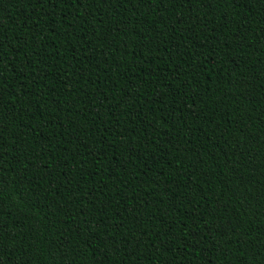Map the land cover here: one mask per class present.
<instances>
[{
  "label": "trees",
  "instance_id": "1",
  "mask_svg": "<svg viewBox=\"0 0 264 264\" xmlns=\"http://www.w3.org/2000/svg\"><path fill=\"white\" fill-rule=\"evenodd\" d=\"M0 264H264V0H0Z\"/></svg>",
  "mask_w": 264,
  "mask_h": 264
}]
</instances>
